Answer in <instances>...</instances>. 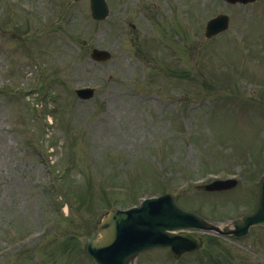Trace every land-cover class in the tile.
I'll return each mask as SVG.
<instances>
[{
  "label": "rangeland",
  "instance_id": "374dc122",
  "mask_svg": "<svg viewBox=\"0 0 264 264\" xmlns=\"http://www.w3.org/2000/svg\"><path fill=\"white\" fill-rule=\"evenodd\" d=\"M188 1L160 0L159 5L152 8L153 5L149 6L152 0H108L112 5V18L98 24L89 16L88 0H69L67 5L66 0H0V26L6 32L0 33V264H11V261L12 264H30V260L33 264H95L78 244L85 246L90 236L89 226L101 220L97 211L103 205H130L132 196L149 192L150 183H154L150 180L155 166L145 163L160 157L177 160L172 169L166 167L171 175L166 171L167 174L162 175L170 178L167 190L172 191V185H177L172 178L190 176L198 170L205 151L211 149L207 158L211 162L207 161L204 166L215 172L218 167H234V160L229 162L223 156H233L240 149L234 163L242 166L235 167L232 173L238 177L243 174L242 194L232 192L209 197L208 193L197 195L196 190L192 194V189L175 196L180 206L203 213L213 222L221 220L208 217L215 208L219 211L213 213H224L226 217L235 211L232 216L244 214V206L252 209L264 164L253 176L244 174L254 170L249 161L253 154L260 160L255 169L264 162V107L259 104L264 99V82L259 77L246 79L245 82H254V88L240 87L245 103L253 109L249 108L248 118H239L231 109L225 111L224 106L204 96L208 93L205 88H186L192 84L187 78L180 83L173 77L151 80L149 73L157 68L158 55L136 49L142 38L141 28L146 30V36L153 33L158 24L165 30L171 15L178 18L200 15L210 19L225 13L231 18L232 31L243 40L236 52L241 55L244 50H254L248 54L253 58H241L237 77L242 79L257 69L256 73L264 78V1L248 6H228L222 0H191L198 4L193 6ZM9 4L13 9L8 10ZM84 10L88 16L84 15ZM117 15L128 26L135 23L136 30L126 33L115 27L113 21ZM161 15L163 22L158 19ZM174 24L182 33L190 34L193 21L186 18ZM8 32L20 35L25 43L11 38ZM202 35L197 40L199 45L195 44L180 57L185 56L189 71L197 73L200 81L212 80L209 74L216 66L221 70V64L225 63L218 60L225 52L228 59L238 56L225 51L227 46L218 42L227 37L235 40L236 34L227 33L203 48L201 40H208ZM172 37L178 36L173 33ZM184 42L190 43L182 40L181 46ZM146 45L152 49L160 45V39L148 38ZM236 45L239 43L234 41L232 47ZM95 47L111 50L112 59L102 64L91 62L90 52ZM37 62L40 65L36 67ZM42 68L50 76L43 109L40 103L45 94L43 82L40 90L34 92V79ZM225 80L230 79L217 77L212 81L220 86ZM18 86L23 90L18 95L12 93ZM81 86H95L99 91L90 101H81L73 94L74 88ZM25 90L29 91L27 95L23 94ZM192 91L199 96L180 100L182 92L187 95ZM37 108H40L39 119L36 118ZM45 114L53 118L63 114L66 124L46 125L42 133V121L46 124L47 120ZM219 115L222 118L215 122L214 118H220ZM209 119V128L216 130L212 132L213 138L208 137L206 141L216 144L217 153L215 147L203 141L206 129L202 125ZM69 127L83 131L76 134L80 135L76 141L66 135ZM69 133L72 137L76 132L70 130ZM51 141L56 142L54 153H50ZM217 175L227 176L226 173ZM121 186L126 189H116ZM62 193L69 196L73 209L61 206ZM95 195L101 200L100 207L96 209L94 205L91 209ZM59 220H63L64 226L55 225ZM205 239L203 250L184 256L175 264H209L210 261L219 264L220 258L221 264H264V229H255L253 235L245 239L244 243L253 245H247L251 254L247 256L242 255V248H238L240 252L230 253L226 252L225 243ZM67 242L73 244L71 250L68 248L71 254L63 256L60 253L66 251ZM23 243L32 244L31 249L16 253ZM227 243L235 244L230 240ZM4 250L7 251L5 257ZM255 250L258 256L253 255ZM13 253L21 255L13 259ZM167 258H171L167 250L158 251L149 253L141 262L169 264Z\"/></svg>",
  "mask_w": 264,
  "mask_h": 264
},
{
  "label": "water",
  "instance_id": "95a60500",
  "mask_svg": "<svg viewBox=\"0 0 264 264\" xmlns=\"http://www.w3.org/2000/svg\"><path fill=\"white\" fill-rule=\"evenodd\" d=\"M260 210L264 212V191L262 195L261 200V208ZM259 215L258 217H260ZM123 217H119L116 215H113L111 219L107 220V222L104 224V226L101 228V231L103 232L106 240L105 243L99 242L97 244L90 245L91 249H89V252L91 253L92 248H99L98 252L95 255V257L98 258L104 263V264H112L113 263V257L117 253L111 246L115 242L116 239H118V226H120L123 222ZM102 246H107L106 248H101ZM119 248V247H118ZM97 258V259H98ZM122 256L120 257L121 260Z\"/></svg>",
  "mask_w": 264,
  "mask_h": 264
}]
</instances>
